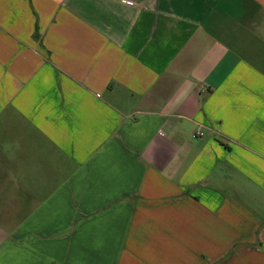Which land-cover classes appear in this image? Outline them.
<instances>
[{"label":"crops","instance_id":"0c3cea01","mask_svg":"<svg viewBox=\"0 0 264 264\" xmlns=\"http://www.w3.org/2000/svg\"><path fill=\"white\" fill-rule=\"evenodd\" d=\"M0 264H264V0H0Z\"/></svg>","mask_w":264,"mask_h":264},{"label":"built area","instance_id":"2783aa9c","mask_svg":"<svg viewBox=\"0 0 264 264\" xmlns=\"http://www.w3.org/2000/svg\"><path fill=\"white\" fill-rule=\"evenodd\" d=\"M200 134H202V133H201L200 131H197V132L194 133L193 136H198V135H200Z\"/></svg>","mask_w":264,"mask_h":264}]
</instances>
